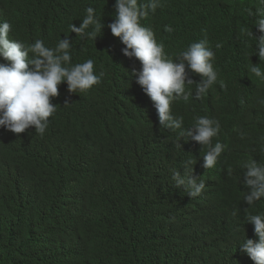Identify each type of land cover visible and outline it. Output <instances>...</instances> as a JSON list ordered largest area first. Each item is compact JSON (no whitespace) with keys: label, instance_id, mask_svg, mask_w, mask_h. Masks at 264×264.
<instances>
[{"label":"trees","instance_id":"obj_1","mask_svg":"<svg viewBox=\"0 0 264 264\" xmlns=\"http://www.w3.org/2000/svg\"><path fill=\"white\" fill-rule=\"evenodd\" d=\"M159 2L142 26L174 61L206 36L218 74L200 99L196 85H186L193 95L172 104L173 116L183 117L176 130L159 124L131 73L141 63L123 55L124 45L108 27L116 0H0L9 39L26 45L39 39L48 48L69 39L71 65L92 59L94 73H105L86 92L70 94L66 82L58 86L57 109L43 136L34 128L16 135L0 127V264H254L241 251L246 239L258 242L244 210L264 215V197L251 206L244 201L249 189L241 165H264V79L248 70L259 65L264 74V62L257 41L241 29L262 35L255 13L264 12V0ZM88 7L104 25L96 41L69 28L82 24ZM0 63L9 62L0 57ZM196 117L220 123L212 144L225 147L210 169L203 167L207 149L181 138ZM189 159L196 161L192 175L205 182L196 198L172 179L174 170L184 175Z\"/></svg>","mask_w":264,"mask_h":264},{"label":"clouds","instance_id":"obj_2","mask_svg":"<svg viewBox=\"0 0 264 264\" xmlns=\"http://www.w3.org/2000/svg\"><path fill=\"white\" fill-rule=\"evenodd\" d=\"M160 6L159 0H149L145 4L138 3V0H116V17L108 27L112 35L124 45L123 55L141 63V70L133 69L131 73L153 102L159 124L162 128L176 130L182 127L183 117L173 116L172 104L177 100L187 102L193 95L191 91H186V85L195 84V97L200 99L217 83L218 74L213 66L215 53L209 47L206 36L202 41L193 42L186 50L178 53L175 61L165 53L164 44L157 42L153 30L141 24V20L147 18L149 12L155 14ZM247 11L249 16L253 15L251 9ZM255 14L259 17L255 26L262 35L255 37L247 29H241V33L257 41L258 56L264 62V12L257 9ZM103 27L96 19L92 7L86 9V16L79 27L74 24L69 26L71 33H76L77 37L95 41ZM90 28L91 31H88ZM10 31V23H0V57L9 62L0 63V127L16 135L34 128L38 135L43 136L50 117L57 109L52 98L59 97L58 86L66 82L70 94L86 92L99 84L105 73H94L92 59L71 65L72 44L69 39H61L55 48H48L39 39L31 45L11 40ZM165 31L171 33L173 29L165 26ZM215 47L219 49L222 45L217 43ZM186 67L202 77L199 83L189 78ZM248 70L251 75L264 79L259 65L250 64ZM219 84L221 88L225 87L223 81H219ZM69 104L71 103L66 99L64 106ZM219 132L218 120L196 117L194 125L181 133V138L188 137L200 144L202 149H207L203 155L205 169L213 168L224 150L225 146L221 143L217 142L214 146L212 144ZM175 147L181 148V144L177 143ZM195 163L192 159L184 162L183 176L175 170L172 174L175 187L183 188L191 198L198 197L205 189V182L192 175ZM241 166L246 169L244 181L249 189L244 201L251 206L264 197V165L249 160ZM231 171V168L227 169L229 176ZM244 211L247 222L254 225L258 242L246 239L241 245V251L254 264H264V215H249L247 209ZM232 215H236V212Z\"/></svg>","mask_w":264,"mask_h":264}]
</instances>
